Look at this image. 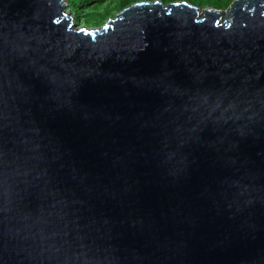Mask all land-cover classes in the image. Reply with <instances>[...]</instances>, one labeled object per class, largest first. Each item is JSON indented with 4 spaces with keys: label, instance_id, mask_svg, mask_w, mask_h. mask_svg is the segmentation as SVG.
<instances>
[{
    "label": "water",
    "instance_id": "1",
    "mask_svg": "<svg viewBox=\"0 0 264 264\" xmlns=\"http://www.w3.org/2000/svg\"><path fill=\"white\" fill-rule=\"evenodd\" d=\"M0 0V264H264V0Z\"/></svg>",
    "mask_w": 264,
    "mask_h": 264
},
{
    "label": "trees",
    "instance_id": "2",
    "mask_svg": "<svg viewBox=\"0 0 264 264\" xmlns=\"http://www.w3.org/2000/svg\"><path fill=\"white\" fill-rule=\"evenodd\" d=\"M135 0H68V6L75 13V20L83 18L86 23L99 24L106 17L113 14L127 4ZM165 3L172 0H163ZM201 7L211 5L219 8H225L231 0H187Z\"/></svg>",
    "mask_w": 264,
    "mask_h": 264
},
{
    "label": "rangeland",
    "instance_id": "3",
    "mask_svg": "<svg viewBox=\"0 0 264 264\" xmlns=\"http://www.w3.org/2000/svg\"><path fill=\"white\" fill-rule=\"evenodd\" d=\"M66 9H68V10H70L71 11V13L74 15V17H75V13H73V11H72V8L70 7V6H66ZM116 11H113V14L115 13ZM112 14V15H113ZM107 18V17H106ZM106 18L104 19V21L106 20ZM76 21V20H75ZM103 21V22H104ZM103 22H101V23H99V24H95V23H86L85 22V20L83 19V18H80V19H78L77 21H76V23H78V24H80V25H88V26H95V25H101Z\"/></svg>",
    "mask_w": 264,
    "mask_h": 264
}]
</instances>
